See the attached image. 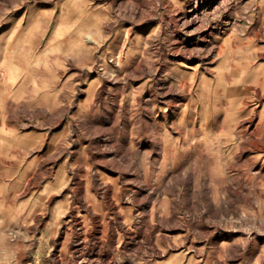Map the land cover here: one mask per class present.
<instances>
[{"label": "rangeland", "instance_id": "obj_1", "mask_svg": "<svg viewBox=\"0 0 264 264\" xmlns=\"http://www.w3.org/2000/svg\"><path fill=\"white\" fill-rule=\"evenodd\" d=\"M262 72L264 0H0V264H264Z\"/></svg>", "mask_w": 264, "mask_h": 264}, {"label": "bare ground", "instance_id": "obj_2", "mask_svg": "<svg viewBox=\"0 0 264 264\" xmlns=\"http://www.w3.org/2000/svg\"><path fill=\"white\" fill-rule=\"evenodd\" d=\"M231 3V2H230ZM187 46H189L188 44H186ZM191 46V45H190ZM186 49V48H185ZM189 51H190V49H189ZM191 51H192V49H191ZM190 51V52H191ZM191 54V53H190ZM246 78V80L243 82V79H245ZM248 81H253V83H257L258 84V86L255 88V92H256V96L258 97V99L259 100H262V99H264V72H262L261 74H259V75H254L253 77H248V76H245V75H243L242 77H241V83H244V84H247V82ZM249 85H248V88L247 89H249ZM170 89H171V91H170V93L171 92H174L175 93V90L177 89L178 90V88H173V87H170ZM169 89V90H170ZM165 90V89H164ZM167 90H168V88H167ZM173 90V91H172ZM169 93V92H168ZM167 93V94H168ZM183 93V92H182ZM172 94V93H171ZM175 94H180V93H175ZM174 94V95H175ZM182 95V94H181ZM247 98V97H246ZM174 100H176V102H178L180 99H175V97H173V100L172 101H174ZM170 101V100H169ZM172 101H171V103H172ZM175 102V101H174ZM241 103H243V104H245L246 102H245V100H242V102ZM168 104H170V103H168ZM175 106H176V104H175ZM243 108H245V107H240L239 109H237L238 111H237V113L239 114H242V115H239L238 117L240 118V117H245V116H249V119H248V121H247V124H243L242 125V127L244 128V126H246L245 127V129H241L240 131H238V130H236V131H234L233 129V133L234 134H237V135H239L240 133H242V132H248V131H251V132H256V131H259L260 133H263L264 131L263 130H260L261 128H262V126L261 125H257L256 123H255V120H254V112H253V110H249L248 108H247V110H245V109H243ZM254 111H256V110H254ZM234 112H236V111H234ZM237 120V119H236ZM235 120V121H236ZM182 132V131H181ZM247 134H249V133H247ZM96 154V153H95ZM98 155V154H97ZM91 156V155H90ZM91 159H92V157H91ZM99 159V158H98ZM98 159H96V160H98ZM95 160V159H94ZM106 160V159H105ZM128 160H130V159H128ZM107 162V164L106 165H108L109 166V161L107 160L106 161ZM105 162V163H106ZM109 162V163H108ZM116 163H117V161H116ZM119 163V162H118ZM121 163V162H120ZM111 164V163H110ZM102 165H104V164H102ZM105 165V166H106ZM117 165V164H116ZM119 165H122V163L121 164H119ZM263 167V166H262ZM80 168V167H79ZM110 168V167H109ZM81 169V168H80ZM263 169V168H262ZM260 170V169H259ZM89 171V170H88ZM110 171H112V170H110ZM86 172V171H85ZM97 172V171H96ZM76 174L78 173V172H75ZM90 173V172H89ZM93 173H94V171H93ZM87 174V173H86ZM187 174V173H186ZM194 174V173H193ZM192 174V175H193ZM89 175V174H88ZM191 174H190V176H192ZM75 176V175H74ZM90 176H91V174H90ZM96 176V175H95ZM184 176V175H183ZM182 176V177H183ZM82 177V176H81ZM188 177H189V175H188ZM187 177V178H188ZM194 177V176H193ZM76 178H77V176H76ZM79 178V177H78ZM92 178V177H91ZM83 179V178H82ZM97 178H95V180H94V186H95V195L96 196H98V195H101L102 197H103V199H105L107 202H108V204L110 205V208L112 209V211L115 213V217H117V219H120V215H121V211H120V209H118V203H116L117 201H115L116 199H114V194H113V188L111 187V185H108V184H106L105 182L104 183H101V184H99L98 183V181L96 180ZM98 179H99V177H98ZM182 180L184 179V181H185V178H181ZM192 180V178H189V180ZM75 180V179H74ZM78 180H80V178L78 179ZM100 180H102V179H100ZM187 181V180H186ZM77 182V181H76ZM83 182V181H82ZM81 182V180L80 181H78V183H76L77 184V186H78V188H79V193H80V199H79V205H80V207L81 208H83V210L85 211V212H87V214H85V215H83L82 214V212L81 211H78V213H75L74 214V222H75V224H76V226H79V228H81V229H79V231H77L76 232V244L73 246V248H74V250H75V253H77L78 255H79V257H82V258H84V259H88L90 262H91V260L93 261H99V259H100V257H102V253H101V251H100V246H101V239H100V236H99V232H100V228H102V225H103V221H102V218L101 217H103V216H98L95 212H94V210H93V208L91 207V206H93V203H91L92 205H90V203H89V195H87V193L85 194L86 196H83V183ZM85 182V181H84ZM193 181H191V183H192ZM111 183V182H110ZM189 183V182H188ZM190 183V184H191ZM186 184V183H185ZM88 186V185H87ZM74 189H75V187H74ZM76 191H77V189H76ZM207 191V190H206ZM78 192V191H77ZM79 193L77 194V195H79ZM207 193V192H206ZM146 195H147V193H145ZM138 196V195H137ZM143 197H145L144 195H143ZM142 197V198H143ZM77 198H78V196H77ZM143 199H145V198H143ZM148 199V198H147ZM119 202V201H118ZM150 206V205H149ZM88 216H91L92 217V219H93V221H94V227H93V230H91L90 232H86V231H84V228H88L87 227V225H86V220H87V218H88ZM148 216H150V214L148 215ZM90 218V217H89ZM105 218V217H104ZM153 218V217H152ZM121 222V224H122V226L124 225V222L122 221V220H120ZM147 221H148V225H147V227H145V229H143V228H141L140 230H139V232L138 231H136V232H129L128 234L134 239V240H136V241H138V240H140V238L141 239H143L144 241H146V240H148V241H150L151 240V237H150V235L148 234V232L146 231L147 229H151L153 226H152V223L150 222V219L147 217ZM138 225V224H137ZM146 225V224H145ZM125 227H127V226H123V228H125ZM111 234V233H110ZM116 235V234H115ZM114 237V235L112 234L111 235V238H113ZM149 243V242H148ZM151 244H153V243H151L150 242V245ZM150 247V246H149ZM148 247V248H149ZM153 247V246H152ZM155 248V247H154ZM93 261V262H94ZM92 263V262H91ZM95 263V262H94ZM79 264H80V262H79ZM82 264V263H81ZM106 264H115L114 262L112 263V261H108V263H106Z\"/></svg>", "mask_w": 264, "mask_h": 264}]
</instances>
